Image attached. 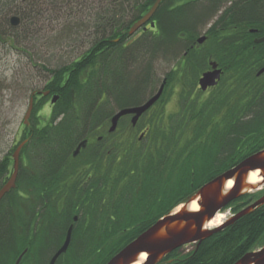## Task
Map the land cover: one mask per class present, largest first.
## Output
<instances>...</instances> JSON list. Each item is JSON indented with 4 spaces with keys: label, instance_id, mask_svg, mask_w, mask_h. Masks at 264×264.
Returning a JSON list of instances; mask_svg holds the SVG:
<instances>
[{
    "label": "trees",
    "instance_id": "16d2710c",
    "mask_svg": "<svg viewBox=\"0 0 264 264\" xmlns=\"http://www.w3.org/2000/svg\"><path fill=\"white\" fill-rule=\"evenodd\" d=\"M114 1H110L108 8L113 10L112 14H102L95 19V35L89 53L68 65L45 69L50 78L42 91L57 97L52 112L47 117L37 118L46 100L42 98L33 105L29 127L22 125L21 142L26 141V144L21 153L26 165H19L15 189L0 202V254H11L12 264L25 250L21 263L26 260L43 239L45 245L48 239H54V254L74 215L79 216L69 248L56 264L74 251L79 238L84 239L85 244L74 257V264H105L145 229L184 204L202 185L264 149V77H252L264 66V50L252 48L249 32L257 28L264 31L261 26L264 0H239L238 3L232 0H165L153 16L155 46L151 47L143 38L139 42L144 54L136 58L121 53L95 55L102 50L105 39L121 32L123 24L118 18L124 15L117 12L125 9V3H132V8L143 15L155 0ZM229 3L232 6L224 8ZM221 8L224 11L220 19L204 33L205 43L196 46L195 38L200 36L204 22L209 21L208 15ZM105 29L107 31L103 32ZM107 34L110 37H105ZM13 38L6 40L14 42ZM197 58L201 61L197 62ZM206 59L215 61L224 72L219 92L215 93L216 98L210 101L209 108L206 107L207 111L203 113L194 104L187 106L183 112L188 113V117L177 121L178 127L149 137L157 147L155 171L150 170L149 159L136 160L147 167H134L133 172L142 182L137 193L144 194V188L149 195L148 200L145 199L148 202L124 198L119 170L101 165L106 156L101 148L92 151L90 187L78 191L74 185L67 200L58 197L57 189L62 180L55 176L53 166L58 159L57 165L63 163L62 158L85 132L101 129L104 95L107 96L104 106L112 107L113 111L138 105L164 81L153 77L156 63L175 61L173 70L189 67L199 74ZM111 66L115 70H108ZM169 76L167 74L165 79L167 84L171 81H168ZM2 86L0 82V110L1 92L6 90ZM3 130L0 126V135ZM1 145L2 139L0 149ZM10 147L9 153L0 160V188L11 171L9 158L16 145ZM34 148H39L52 160H46L50 165L40 166L49 173L46 176L33 172L36 162L30 154ZM117 151L115 149V154ZM55 153L60 158H54ZM143 206L148 209L144 210ZM261 241L264 245V206L212 235L198 247L193 245L188 254L181 256L178 249L159 264H235Z\"/></svg>",
    "mask_w": 264,
    "mask_h": 264
},
{
    "label": "rangeland",
    "instance_id": "374dc122",
    "mask_svg": "<svg viewBox=\"0 0 264 264\" xmlns=\"http://www.w3.org/2000/svg\"><path fill=\"white\" fill-rule=\"evenodd\" d=\"M110 1L0 0V82L3 83L2 88L6 89L1 92L3 100L0 110L2 114L0 126L4 130L0 135V140L2 139L0 160L9 153L10 146H15V143L21 138L20 136L24 135V133L22 134V123L30 95L32 92L41 91L50 78L45 69L54 70L81 58V53L90 48L91 39L95 35L93 31L97 22L95 19L105 14L107 8L111 7ZM115 3L118 4V2ZM13 17L18 19V24L15 27L9 23ZM7 37H14V42L7 41ZM196 61L200 62L201 60L197 58ZM171 70L172 67L169 69V67L156 63L153 77L159 81L164 80ZM175 74H179V70H176ZM198 75L195 70L191 71L190 69L189 72L185 69L179 78L176 79L174 76L168 79V81L171 79L170 82H174L167 84L170 88L169 91L173 89L175 83L177 89L173 98H170L171 95L167 98L168 102L169 99H172V102L167 105L170 114H177L184 107L194 104V102H190L185 105L184 102L188 100L187 88H190L191 91L194 90L196 86L194 81L196 83ZM214 97L216 98V94H212L208 98L203 97L194 105H197L198 110L205 113L206 107L211 100H214ZM37 102H41V99ZM46 102L47 100L43 101L42 105ZM44 106L42 109L39 108L41 111L38 113V119L48 116L49 110ZM107 110L114 113L110 106H107ZM173 124V121L169 125L166 124L165 129L178 127V125L171 126ZM41 153L39 148H34L30 154V157H33L36 162L32 168L35 174L40 172L43 160ZM257 186L258 191L252 190L246 194L252 195V201L264 192V185ZM182 205L171 213L178 211ZM220 215L224 217L222 223L229 218L228 211L220 213ZM43 242L44 239L42 243L39 242L36 245L34 251L21 264H47L53 254L54 239H48L47 245ZM84 244V239H77L74 251L62 257L59 264H74L76 262L74 257L78 251L82 250ZM262 246L263 241L257 244L252 252L258 251ZM192 250L193 245H188L179 251V255H186ZM10 258L11 254L9 256L5 253L0 254V264H12Z\"/></svg>",
    "mask_w": 264,
    "mask_h": 264
},
{
    "label": "flooded vegetation",
    "instance_id": "af4514ba",
    "mask_svg": "<svg viewBox=\"0 0 264 264\" xmlns=\"http://www.w3.org/2000/svg\"><path fill=\"white\" fill-rule=\"evenodd\" d=\"M125 5H126L125 9L123 7L122 10L117 12L118 15L121 13L124 15L122 17L120 15V17L118 18L119 22L123 24V26L120 27L121 32L117 34V36L111 37V39L109 40L105 39L104 43L102 44V47H103L102 50L100 52L94 53L95 55L116 56L117 54L121 53V55L133 56V58H136L140 56L141 54H144V51L140 50L141 43L139 42L140 39H143V38L146 40V42H149V45L151 47L155 46L154 45L155 44V38H154L155 34L153 33V28L151 27L152 24L155 26V20L153 19L154 15L145 25L139 28L136 32L130 33L132 26L137 21H139L142 18V16L145 15V13L143 15H140V13L136 9L132 8V3L130 2L125 3ZM109 12H111V10L107 8V11H105V14H108ZM136 18H139V19H136ZM128 25L130 26L127 28ZM261 31L262 29H259V28L251 29L249 31L250 36L252 37L250 39L252 48H258L257 49L258 51L264 50V42L256 43V41L264 38V31L262 32ZM105 37H110V36H108L107 34L105 35ZM91 45L92 44L90 43V48H91ZM90 48L88 50L83 51V53H81V56L89 53ZM210 63L216 64V62L213 61L212 59H206L205 65L202 71L199 72V75L197 76L196 83L194 81V84L196 86L192 84V86L193 85L195 86L194 90L191 91L190 88H187V92L189 94L187 95L188 100L184 102L185 105H188L187 103H190V102H194V104H197L198 101H201V99H203V97L208 98L210 95L219 92V85L221 81L223 80L224 72L222 71V69L219 68L217 64H216L217 69L220 70V73H221L220 79L217 81V84L213 87H208L205 91H201L198 87V81L201 78L202 74L211 71L209 67ZM263 68L264 66H262L256 73H254L252 77L255 79L263 78L264 73L261 74L260 76H257L258 72L262 70ZM185 69L188 71L190 70L189 67L188 68L187 67H180V68L175 67L174 70H171V72L168 73L170 75L169 78L170 77L173 78L174 76L176 79L179 78L180 72L182 73ZM108 70H110V67H108ZM176 70H179V74H175ZM252 72H253V69H252ZM171 83H174V82H169L168 84H171ZM173 85H174L173 89L169 91L170 88L167 85V81H165L160 98L157 100V102H155L151 106V108H149L144 114H142L134 124H132V119L134 117L133 115H126V116L121 117L117 123L116 129L111 133L109 132L110 120L116 113L124 109H133V108L144 105L149 99H151L158 92L160 87L155 89V91L147 99L143 100L140 104L129 106V107H126L120 110L115 109L114 113L111 112L112 114H110V112H108L107 110L108 105L104 106L105 101L107 100V96L104 95L103 96L104 102H102L101 104L103 106L101 110L102 113H100V116L104 117V122H103V126L101 127V129L85 132V134L75 142V145L72 148V150L62 158L63 163H61L60 165H57L60 160L58 159L57 160L58 163L53 166V171H54L55 176H57L58 179L62 180V182L59 185V189H57L58 197H61L63 201L67 200V197L71 196L70 190L73 192V190L71 189V186H74V185H76V189L78 191L86 190L90 187L89 184L92 183V179H93L92 178L93 163L91 159L92 151H93V148H96V149L101 148L106 153V156L104 157L101 165H103L104 167L113 166L115 167V169L119 170V177L122 180V185H123V187H121V192L123 193L124 198L125 197L127 198L128 196V198L135 199V201L143 200V202H148L146 200H148L149 195L145 194L144 188L142 189V192H144V194L139 195L137 193L139 188L142 187V182L140 181V179H136V176L133 170H134V167H137L138 169L147 168L146 165H139V162H136V160L139 161V159H142L143 161H145L146 159H149L147 163L149 164L150 170L155 171V166H156L155 160H156L157 147L155 145L153 138L149 139V137H155L160 132H168L170 128L165 129L166 124L169 125V123H172L173 121L174 124L171 126H174L175 123H177V121L186 119L188 117V113H184L183 110L179 111L177 114H170V112H168L167 105H169L172 102V99H169V102H168L167 98H169L170 95H171L170 98H173L176 95V91H177L176 83ZM38 93H47V96L44 97L47 100V102L44 104L45 106L44 105L43 106L49 110V113L52 112L53 107H55L56 103L51 105L50 101L54 95H51L48 91H42V90L37 91L35 92V96L33 97L34 103L37 102V100H40L43 98L41 95H38ZM181 105L182 104L180 103V106ZM25 127H29V125ZM22 136L23 135H21L20 137ZM82 142H85V147L83 149H80L77 155L73 157L74 151L77 149L78 145ZM20 143H21V138H19V141L15 143L16 145L15 149L18 147ZM115 149H118L116 154H115ZM21 151L18 157V165H26L23 163V160L25 161V158L22 156ZM54 155H55L54 158L56 157L60 158L59 154L55 153ZM110 155H113V160H110ZM41 156H43V159H45V162L41 163V165H50L46 162V160L52 161L50 159V156L46 155L44 152L41 153ZM9 159L11 160L10 169L12 171V155L10 156ZM40 170H41L40 173L42 176H46L49 174L48 172L45 171L44 168H41ZM11 171L6 176V181L9 178ZM247 176L248 175H246V177ZM126 182H128L127 186H126ZM124 187H126V190H124ZM263 195H264V192L260 193V196L258 198L253 199L252 201V198H253L252 195L244 194L240 198L229 203L219 213L228 211L229 213L228 220H229L233 218L236 214H238L240 211H242L244 208L256 202ZM187 201L185 203H187ZM237 207L239 208L235 210ZM143 209L147 210L148 206H143ZM78 216L77 215L72 216V220H71L72 223L70 224V226H73V228H74V224L78 222ZM74 218H76V222H73ZM226 228H224L223 230H225ZM63 241H62V244H63ZM182 248H180V250ZM165 258H167V256L164 257L159 263L163 262Z\"/></svg>",
    "mask_w": 264,
    "mask_h": 264
},
{
    "label": "water",
    "instance_id": "95a60500",
    "mask_svg": "<svg viewBox=\"0 0 264 264\" xmlns=\"http://www.w3.org/2000/svg\"><path fill=\"white\" fill-rule=\"evenodd\" d=\"M163 1L165 0H155L148 12L132 26L130 33L136 32L139 28L145 25L152 18ZM17 24V18L13 17L10 19V25L12 27H15ZM151 27H153V25H151ZM203 39L198 40L197 44L201 45L204 42ZM263 42L264 38L256 41V43ZM209 67L211 71L202 74L198 81V87L201 91H205L208 87L215 86L220 79L221 73L220 70L217 69V65L215 63H210ZM263 73L264 68L258 72L257 76H260ZM163 87L164 82L160 86L158 92L144 105L133 109H124L116 113L110 120L109 132H113L116 129L119 119L126 115L134 116L132 119V124H134L142 114L157 102L161 96ZM38 94L42 97L47 96V93ZM34 96L35 93H32L28 101L27 111L23 118L24 126L28 125L27 121L32 112ZM56 101L57 97L54 96L51 99L50 104L53 105ZM25 143L26 141L20 143L12 154V171L7 181L0 188V201L16 187L19 170L18 157ZM84 147L85 142L80 143L74 151L73 157H75L79 150ZM256 172L262 180L259 184L261 186L264 184V149L247 157L232 169L202 185L178 211L170 213L157 220L132 242L116 253L106 264H134L138 257L143 253L146 255L143 264H158L164 257L182 247L188 245H196V247H198L203 241L207 240L212 235L219 233L224 228L249 215L256 208L264 206L263 195L256 202L244 208L221 226L214 229L206 227L207 224L214 219L216 214L229 203L240 198L244 194H249L252 190H256L258 186L252 187L246 184L248 178L246 175ZM228 181H232L233 185L230 190H225ZM192 202L197 203L199 207L197 212L189 211V205ZM73 222H76V218L73 219ZM72 230L73 226H70L65 234L63 244L53 254L48 264H56L59 257L67 252L71 241ZM26 252V250L23 251L14 264H20ZM235 264H264V245L256 252L245 254Z\"/></svg>",
    "mask_w": 264,
    "mask_h": 264
},
{
    "label": "bare ground",
    "instance_id": "6f19581e",
    "mask_svg": "<svg viewBox=\"0 0 264 264\" xmlns=\"http://www.w3.org/2000/svg\"><path fill=\"white\" fill-rule=\"evenodd\" d=\"M179 1H183V0H179ZM233 1V3L235 2V3H238L239 2V0H232ZM183 3V2H182ZM230 6H232V3H229V4H227L226 6H224V8H229ZM224 8H221V10L219 11H217L216 13H212L211 12V15H208V19H209V21L207 20L206 22H204V28H203V30L201 31V34H200V36H198V37H196L195 38V45L196 46H198V47H200V46H202L204 43H205V39H206V37H205V35H204V33L210 28V27H212L213 26V24H214V22H217L220 18L219 17H221V15H222V12L224 11ZM210 12V11H209ZM261 26H264V22L262 21V23H261ZM204 38V39H203ZM200 39H203L204 40V42L201 44V45H199V44H197V41L198 40H200ZM194 45V46H195ZM176 62L174 61V62H170V61H168L167 63H162L161 65L162 66H166V67H169V69H171V67H172V70H173V68H174V64H175ZM110 69L111 70H115L114 69V67L113 66H111L110 67ZM169 72V71H168ZM168 74V73H167ZM149 97V95L147 96V98ZM147 98H145V99H147ZM261 178H260V176L257 174V172L256 173H250L249 175H248V178H247V181H246V184L247 185H250V186H252V187H255V186H257V185H259L260 183H261ZM232 185H233V182L232 181H228L227 183H226V186H225V190H230L231 189V187H232ZM199 210V207H198V205H197V203L196 202H192L190 205H189V211H191V212H197ZM223 216L222 215H220V213L219 214H217L215 217H214V219L213 220H211L208 224H207V228H209V229H214V228H216V227H219L221 224H222V221H223ZM70 227V225L68 226V228ZM68 228H67V230H68ZM67 230H66V232H67ZM66 234V233H65ZM145 258H146V255H145V253H143V254H141L139 257H138V259H137V261H136V263H134V264H143L144 263V261H145Z\"/></svg>",
    "mask_w": 264,
    "mask_h": 264
}]
</instances>
